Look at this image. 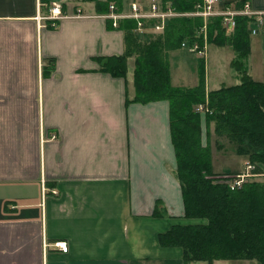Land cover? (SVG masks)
I'll return each mask as SVG.
<instances>
[{
  "label": "crops",
  "instance_id": "0c3cea01",
  "mask_svg": "<svg viewBox=\"0 0 264 264\" xmlns=\"http://www.w3.org/2000/svg\"><path fill=\"white\" fill-rule=\"evenodd\" d=\"M59 1L64 17L52 21L43 0H0V264H184L182 248L159 243L171 226L197 224L184 216L169 103L133 101V67L126 78L101 70L99 57L125 44L94 2ZM248 1L264 30V0ZM221 48L218 71L235 56ZM175 52L197 61L180 48L169 63ZM174 67L172 85L198 83L194 63Z\"/></svg>",
  "mask_w": 264,
  "mask_h": 264
},
{
  "label": "trees",
  "instance_id": "16d2710c",
  "mask_svg": "<svg viewBox=\"0 0 264 264\" xmlns=\"http://www.w3.org/2000/svg\"><path fill=\"white\" fill-rule=\"evenodd\" d=\"M52 1L43 0V3ZM79 1L94 2L97 12L105 15L110 12V5L115 12H122L125 0ZM200 1L158 2L162 10L190 12ZM245 1L237 0L234 7L243 6ZM250 21L249 17L236 16L233 31L227 33L220 17L208 19V43L230 46L235 53L231 68L241 73L239 83L222 85L209 92L205 91L203 60L198 62L199 80L195 86H174L170 78L169 51L180 49L183 42L202 44V35L198 34L203 26L200 17L168 18L163 32L156 37L152 31L137 33V21L122 18L116 28L124 32V52L99 57L101 70L122 78L127 75L128 58L135 57L133 101L169 103L175 177L182 192L184 216L206 220V223L172 226L159 235L162 246L182 248L184 264H213L215 260H254L256 264H264V181H246L232 189L228 182L209 179L215 172L209 144L202 145L201 139L204 116L206 123L215 122L214 133L219 138L233 144L237 154L248 156L255 172H264V82L252 78L247 64ZM158 22L149 20L144 26L152 28ZM159 207L161 203L157 202L155 214L159 213Z\"/></svg>",
  "mask_w": 264,
  "mask_h": 264
},
{
  "label": "rangeland",
  "instance_id": "374dc122",
  "mask_svg": "<svg viewBox=\"0 0 264 264\" xmlns=\"http://www.w3.org/2000/svg\"><path fill=\"white\" fill-rule=\"evenodd\" d=\"M132 1H139V0H129L126 3V9L129 8V5ZM150 1L153 2V0H143L141 2H150ZM155 1H158V0H155ZM224 1L225 0H223L222 3L219 2L215 8L219 11H222V12L232 11V10L242 11V14H239L240 16H246V17H249L251 19L249 27H250V41L252 44L253 52H252L251 56L249 55L250 57L247 60V64H248L249 72H250V75L252 76V78L254 80L263 82V80H264V30H263V28H261V26L263 25V18H262L263 13L253 9L251 3L248 0H246L244 2L243 6L238 7V8L234 7V4H231V3L226 2V1L224 2ZM53 2L60 3L61 1L58 0V1H53ZM246 3L249 4L248 8L245 7ZM60 5H61V3H60ZM51 7H50V9H51ZM50 9H49V11H50ZM59 11L61 13L60 8H59ZM192 11L195 12V10H192ZM174 13H177L179 15H183V17L184 16H186V17H190V16L200 17L203 20V26L200 29V31L198 32L199 35H202V44L198 43V41L195 42L198 44L201 53L190 51L189 46H191V45H188L187 42H183V43H185V45H183V43L180 45L181 48L186 49V51H188V53L194 54V56H196V58H197V61H195L194 57L190 58V56L184 57V56L180 55L181 56L180 57L179 53H177V52L171 54L170 63L172 64L174 82L176 84H178V82H180V81H177L175 78V73L178 74V72H179V71H176V69L174 67L175 64H177V63L183 64L184 70H186L187 67L193 66V63H194L198 69V63L197 62H199L200 60H203L204 65H205V91L206 92H209V91L215 89L217 87L215 85L216 82L222 81L224 83L223 85H227V86L235 85V83H239L240 78H241V76H240L241 73L232 70L231 65L224 66L222 71H218L217 68H215V66H213V57L211 56L212 52L214 50L218 51L220 54H222V58L225 59V57L227 58V56H228V52H227L228 48H221L219 46L208 43L207 35H206V23H207L208 19H210L212 17H220L221 20H222V17L221 16H211L208 19L204 20V18H207L208 16L190 14L189 12H174ZM236 16H238V15H236ZM173 17H178V16L173 15ZM179 17H182V16H179ZM170 18H172V17L170 16ZM116 27H113V28H116ZM233 29H230V31H228L226 29L225 30L227 33H231L233 31ZM162 32H163V29L159 30V31H152L151 33H153L154 37H156V36H158V34H160ZM137 33H140V32H137ZM154 37H151V38H154ZM146 39H147V37H146ZM146 39H142V41H145ZM251 44H250V53H251ZM223 47L231 48L230 46H223ZM173 54H174V56L172 57ZM174 57H176V60L178 59V61H179V59H184L186 61V63L184 60L177 62L174 59ZM134 62H135V57L128 58V60H127L128 68L131 69V67H133V69H134ZM187 63H188V65H187ZM174 69H175V71H174ZM127 71H128V69H127ZM188 73H190V71ZM190 79L192 80V77H190ZM191 82L192 81L185 82V84H187V83L191 84ZM207 88L210 90H208ZM199 109H200V107H199ZM214 127H215L214 121H212L208 124L205 122L204 116L202 117V120H201L202 145L206 146V144H209L211 158H212V162H213V169L215 172L214 175L209 176V179H217L218 182L221 181L220 183L228 182L230 187H231L233 180L235 181L236 184L238 183L239 186H241L242 183H244L246 181H260V182L264 181V172H260V171L255 172L254 171V165L249 163V161H248V156L237 154V152L235 150V146L233 144L228 142V140L226 138H219L214 133ZM250 166H252V167L250 168ZM239 186H236V187H239ZM236 187H234V188H236ZM181 196H182V192H181ZM182 200H183V197H182ZM183 208H184V205H183ZM190 219H194L197 224L206 223V220H204V219H202V220L198 219V218H190ZM184 225H192V224H184ZM173 226H177V225H173Z\"/></svg>",
  "mask_w": 264,
  "mask_h": 264
},
{
  "label": "built area",
  "instance_id": "2783aa9c",
  "mask_svg": "<svg viewBox=\"0 0 264 264\" xmlns=\"http://www.w3.org/2000/svg\"><path fill=\"white\" fill-rule=\"evenodd\" d=\"M222 0H201L199 3L195 5V12H189L190 14H196V15H203L208 16L207 18H204V20L208 19L211 16H221L222 17V25L223 27L230 31V29H233L235 26V16L242 14V11L232 10V11H226L222 12L217 10L215 7L216 5ZM245 7H249V4H245ZM60 3L52 2V7L50 9V13L42 18L50 19L52 21H56L63 16L61 15L60 11ZM175 16H183L179 15L177 13H174L171 9L162 10L160 7L159 2L153 1L146 6L141 1H133L130 6L129 12H115L114 7L110 5V12L107 15H104V17H108L112 19L113 25H117V21L122 18H131L135 19L137 21V30L140 33L146 32V31H159L162 30L164 27V22L166 19ZM168 17V18H167ZM159 20L158 23H156L152 28H148L145 25L146 21L149 20ZM53 25H55L53 23ZM185 45V43H183ZM189 50L192 52L201 53L199 50V46L197 43L192 44L189 46ZM54 138V135H53ZM252 166H250L251 168ZM239 186L238 183L236 184L235 181H232L231 188ZM56 247H58L61 251L67 252L68 247L65 243L61 241H56L54 243Z\"/></svg>",
  "mask_w": 264,
  "mask_h": 264
},
{
  "label": "bare ground",
  "instance_id": "6f19581e",
  "mask_svg": "<svg viewBox=\"0 0 264 264\" xmlns=\"http://www.w3.org/2000/svg\"><path fill=\"white\" fill-rule=\"evenodd\" d=\"M222 2H223V0L221 1V3H222ZM194 10H195V9H194ZM190 12H192V11H190ZM108 13H109V12H108ZM108 13H107V14H108ZM107 14H105V15H107ZM103 16H104V15H103ZM105 18H108V17H105ZM108 19H110V18H108ZM110 20L112 21V19H110ZM119 20H120V19H119ZM119 20L117 21V24H118ZM112 25H113V21H112ZM116 26H117V25H116ZM116 26L113 25V27H116ZM199 50H200V48H199Z\"/></svg>",
  "mask_w": 264,
  "mask_h": 264
}]
</instances>
